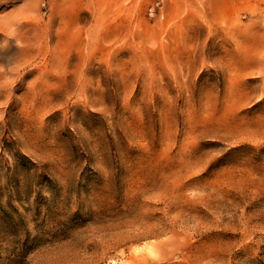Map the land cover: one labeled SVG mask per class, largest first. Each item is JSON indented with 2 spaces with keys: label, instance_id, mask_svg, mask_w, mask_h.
Wrapping results in <instances>:
<instances>
[{
  "label": "rangeland",
  "instance_id": "374dc122",
  "mask_svg": "<svg viewBox=\"0 0 264 264\" xmlns=\"http://www.w3.org/2000/svg\"><path fill=\"white\" fill-rule=\"evenodd\" d=\"M0 264H264V0H0Z\"/></svg>",
  "mask_w": 264,
  "mask_h": 264
}]
</instances>
